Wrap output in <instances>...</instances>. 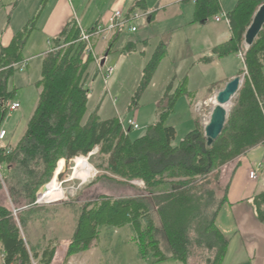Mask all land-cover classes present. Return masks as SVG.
<instances>
[{"label": "trees", "instance_id": "16d2710c", "mask_svg": "<svg viewBox=\"0 0 264 264\" xmlns=\"http://www.w3.org/2000/svg\"><path fill=\"white\" fill-rule=\"evenodd\" d=\"M46 3L44 0L38 13L15 35L10 46L0 51V131L17 94L16 89H9V81L20 72L25 47ZM263 4L264 0H238L226 15L232 38L215 47L212 57L202 60L207 63L228 56H244L243 68L236 75H244L243 85L223 133L211 147L198 117L195 128L179 144L175 143L176 129L165 124L178 100L192 96L184 82L175 92L171 91L169 104L159 110L157 122L143 136L132 139L133 130L125 133L119 118L103 120L96 111L89 110L90 89L86 82L96 60L86 54L78 23L73 20L51 40V48L43 58L42 78L35 84L39 91L37 108L16 145L3 144L6 139L0 142L1 169L5 166L7 175L21 173L25 198L28 205H33L37 194L54 179L56 172H62V167L58 169L60 162L69 164L76 157L88 156L100 148L106 159L99 167H106L109 174L106 178L125 184L141 180L149 195V198L120 199L100 196L85 205L68 255L97 242L101 228L113 227L129 228L139 257L151 264L169 258L179 264H190L193 258L200 260L198 264H223L230 239L218 227L216 219L227 203L231 181L223 197H218V171L251 149L264 146V27L251 47L247 49L245 44L246 32ZM146 5V0H135L128 14L148 13ZM196 7L197 21L217 16L221 11L220 0H196ZM98 23L89 30L93 31ZM120 34H114L112 39ZM166 55L167 45L159 44L144 69L140 92L152 83ZM95 71L100 75L98 68ZM52 200L56 198L48 202ZM252 204L264 224V191L253 196ZM26 214L17 215L16 220L12 210L0 205L4 264H32V257L39 264H53L57 246L50 245L40 251L33 248L32 253L28 250L21 234V227L29 222ZM160 235L167 241L171 257L164 253Z\"/></svg>", "mask_w": 264, "mask_h": 264}, {"label": "rangeland", "instance_id": "374dc122", "mask_svg": "<svg viewBox=\"0 0 264 264\" xmlns=\"http://www.w3.org/2000/svg\"><path fill=\"white\" fill-rule=\"evenodd\" d=\"M90 1L87 0L88 3ZM165 2V0H146L147 12L157 10L165 5ZM221 2L223 3V9L227 11L232 10L231 7L235 6L234 0H221ZM128 4L131 8L132 4ZM191 7H193L192 3ZM123 9L125 12L130 10L129 8L125 9V6ZM206 20L209 21V24L211 23L210 25H227L226 20L222 24L214 23L211 18ZM157 21L159 23L148 26L147 18L138 19L135 23L138 32L124 34L127 40L142 41L150 39V41L148 44L139 42L136 52L132 50L131 54L125 56L117 54V56H113L107 61L103 67L104 72L110 68L114 70L107 80V84H105L103 75H97L94 65L91 66L90 76L86 82V86L90 89V112L96 111L103 120L119 118L124 124H127L129 120L137 119L140 129L132 132V139L143 136L147 132V128L157 122L159 110L168 106L169 95H171V91L175 92L180 79L175 77L174 74H169L163 61L152 83L142 92L139 91L144 69L159 42V39L155 36V34H158L159 27L157 26L161 25L163 27L168 24L161 13L158 14ZM194 31H198L194 34H200L201 41L204 43L206 35L201 32V26L197 25ZM37 35L34 34L33 38L29 39L31 42L29 41L24 50V57L28 61V67L30 66L29 70L16 73L9 81V89L17 90L15 102L19 103L21 108L10 113L3 124V129L8 134L3 142L5 145H14L21 139L38 105L39 94L35 88V83L42 77L43 58H40L37 54V44L33 48L35 52L29 53L31 44L35 43ZM123 46H125L124 40L120 44V47ZM48 48L46 46V50ZM31 57H33V62L30 61ZM240 59V57L228 56L222 63L214 64L212 66L214 69L212 71L213 77L210 82L225 80L230 74L228 71H239L243 68ZM221 67H223L222 70ZM194 73L196 76L192 82L191 90L205 92L206 87L204 86L209 84L206 77L210 76L211 72L199 71L200 76H197L196 72ZM241 78L244 81V75ZM225 85L224 82L220 83V90L207 97L205 101L195 107V110L193 109L195 117H198L204 130L215 108V102L213 103V101ZM237 95L232 100L233 107L230 109L231 111L234 108ZM191 112L188 99L182 97L178 100L174 113L166 120V126L174 127L177 131L176 144H179L195 128V121L192 119ZM100 151V148H96L88 156L80 155L79 158L76 157L69 164L63 161L60 162L58 169L62 167V172L60 174L56 172L54 179L46 185L48 189L56 190L47 196L43 204L37 202L41 193L39 192L35 204L28 205L22 188L21 173L7 175L8 170L4 166L3 169H0V205H6L13 211L14 216L15 211H17L18 216L27 212L29 222L26 227H20L28 250L32 253L33 248L40 251L50 245L54 248L57 246L58 250L53 264H151V262L142 260L139 257L138 246L132 241L133 233L129 228H101V236L97 242L88 248H80L72 255H68L69 245L75 234L79 214L85 205L100 196L118 199L149 198L145 184L141 180H133L125 184L115 178H106V175H109L105 171L106 167H99L105 161L106 156L101 154ZM232 171H234L233 163L222 167L218 171L220 174L218 197H223L232 179ZM215 174L212 173L210 177L213 178ZM55 180L57 185L55 183L51 184ZM52 197L56 200L48 202ZM159 238L162 243L164 240L162 235ZM163 248H165V245H163ZM37 262L40 263L39 260ZM198 263H200V260L193 258L190 264Z\"/></svg>", "mask_w": 264, "mask_h": 264}, {"label": "crops", "instance_id": "0c3cea01", "mask_svg": "<svg viewBox=\"0 0 264 264\" xmlns=\"http://www.w3.org/2000/svg\"><path fill=\"white\" fill-rule=\"evenodd\" d=\"M37 1L0 0V51L1 49L9 47L15 35L38 13L44 0ZM51 1L52 0H47L44 10L41 12L36 22V29L29 38L32 39L34 34H38L35 43H33V45L31 44L29 53L35 52L33 48L37 44V54L40 58H44V55L50 50L51 40L58 37L73 20H75L83 30H89L98 22H106L113 11L123 9L124 6L125 9H131L130 4H128L130 3L128 2L129 0H91L89 3L87 0ZM165 1V5L157 10L149 11L147 24L150 26L159 23L157 21V16L160 13L162 17H165V20L168 21V24L163 27H161V25L157 26L159 27L158 34H155V36L159 39V42L155 50L161 43L167 45V55L163 59L164 65L166 69H168L169 74H174L175 77L180 78L177 88L184 82L188 92L191 93V97H183L188 99L192 111V119L195 121V107L199 106L200 103L205 101L211 94L220 90V83L224 82L227 84L236 77L238 72L242 69L241 68L239 71H228L230 74H228L225 80L210 82L213 77L212 71L214 70L212 66L216 63H222L227 57L214 59L207 63L202 62L205 57H212L215 47L232 38L233 33L229 20L223 18L221 21L217 22L216 17L220 14L227 15L235 6H232L231 9H233L230 11L224 10L222 7L223 3L220 0V14L209 17L213 19L216 24H222L226 20L227 25L218 26L210 25L211 23L209 24L207 20L203 23L201 20L197 21V7L196 1L194 0ZM237 1L238 0H234L235 5ZM191 3L193 7H191ZM150 14L153 15V18L150 17ZM197 25L201 26V32L206 35V40L203 39L204 43L201 41L200 34H194L198 31L193 32V30H196ZM125 33L128 32L124 31L120 36L114 37L113 39L112 35H108L109 38L106 41L95 39L94 47L96 55L98 58L106 57L105 64L102 66V61L101 67H104L107 61L113 56H117V54L125 56L131 54L132 50L136 52L138 44H148L150 41V39L142 41L127 40V38L124 37ZM190 34L191 37L193 36L192 38ZM122 40H124L125 46L120 47ZM29 41L30 40H28L27 44H29ZM46 46L49 47L47 50ZM234 57H239V55H235ZM32 59L33 57L30 58V61H32ZM163 61L160 66L163 64ZM24 62L28 64L26 59ZM29 67L27 66L23 72L29 70ZM97 68L98 66L96 64L95 69ZM222 68L223 67H221V70ZM202 70L208 73L211 72L210 76L206 77L209 80V84L204 86L206 87L205 92L191 90L192 82L196 76L194 72H196L197 76H200L198 72ZM99 73L102 75L100 70ZM107 83L108 81H105V84ZM134 120L138 123L137 119ZM261 161H264L263 145L251 149L246 155L233 162L234 171H232V180L228 190L227 203L222 206L216 219L218 227L226 237L230 239L228 253L223 264H264V224L258 219L256 209L252 204L253 196L264 191V167L262 169L257 168ZM238 163L239 167L236 168ZM254 169L258 171L257 180H251L249 177L250 172ZM164 240L161 243L162 249L168 257H171L170 247L167 241ZM163 245H165V248H163ZM0 264H4V254L2 253L1 246ZM155 264L179 263L169 258L165 262Z\"/></svg>", "mask_w": 264, "mask_h": 264}, {"label": "built area", "instance_id": "2783aa9c", "mask_svg": "<svg viewBox=\"0 0 264 264\" xmlns=\"http://www.w3.org/2000/svg\"><path fill=\"white\" fill-rule=\"evenodd\" d=\"M196 1V0H194ZM131 4L135 2V0H129ZM149 14L142 12V11H135L132 14H128V12H125L124 9H119L113 11L112 15L109 17V19L106 22H99L93 29V31L90 30H83L81 29V34H80V41L84 42L86 44V54L87 55H92L95 60L96 64L102 73L104 80L107 81L109 77L113 74L114 70L113 68L108 69L107 71L104 72L103 67H101V62L105 60L106 57H99L96 55L95 52V47H94V41L95 39H101L103 41L108 40V35L113 36L116 33L119 32H124L127 31L128 33H136L138 31V27L135 24L138 19L141 18H148ZM223 18H227L225 14H221L218 17H216V21L219 22ZM247 49L249 48L246 45ZM239 57L241 60H244V56L242 54H239ZM28 64L26 62H23L19 66V71L23 72L27 68ZM21 108V105L17 102H14L10 106V113L16 112ZM123 124V130L125 133L129 132L130 130L137 131L140 129L138 123L135 120H129L127 124ZM7 137V132L2 129L0 131V142L4 141ZM264 167V161H261L258 165V169H262ZM1 169V167H0ZM258 171L256 169L252 170L250 172V179L251 180H257L258 179ZM0 175H1V170H0ZM44 194L43 192L40 193ZM37 202L40 203V197L37 199ZM15 216L17 217V211H15ZM32 264H39L37 260H35L32 257Z\"/></svg>", "mask_w": 264, "mask_h": 264}, {"label": "water", "instance_id": "95a60500", "mask_svg": "<svg viewBox=\"0 0 264 264\" xmlns=\"http://www.w3.org/2000/svg\"><path fill=\"white\" fill-rule=\"evenodd\" d=\"M264 27V4L259 8L252 24L248 28L245 35V44L251 47L258 35L261 33ZM105 64V60L102 62V66ZM241 76L234 77L229 81L223 90L218 93L217 101L218 106L214 108L210 121L205 127V137L207 139L208 146L211 147L219 139L223 133L225 126L227 124L230 112L226 110V106L233 100V98L238 94L242 87ZM48 187H44L41 192L45 193Z\"/></svg>", "mask_w": 264, "mask_h": 264}, {"label": "bare ground", "instance_id": "6f19581e", "mask_svg": "<svg viewBox=\"0 0 264 264\" xmlns=\"http://www.w3.org/2000/svg\"><path fill=\"white\" fill-rule=\"evenodd\" d=\"M218 17V16H217ZM218 96V94H217ZM217 96H216V99L213 101V103L215 104V107H217L219 104H218V101H217ZM212 101V100H210ZM233 107V102L231 101L227 106H226V110H228V112H230L231 108ZM208 125V124H207ZM79 158V157H78ZM79 163H81L80 160H78ZM57 185V184H56ZM54 190L56 189H48L46 192H45V195L44 194H41L40 196V204H43L47 198L48 195H50Z\"/></svg>", "mask_w": 264, "mask_h": 264}]
</instances>
